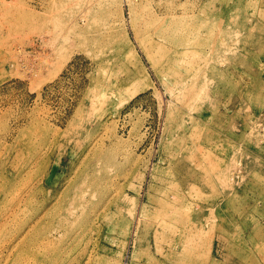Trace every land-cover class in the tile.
Segmentation results:
<instances>
[{
	"label": "rangeland",
	"instance_id": "1",
	"mask_svg": "<svg viewBox=\"0 0 264 264\" xmlns=\"http://www.w3.org/2000/svg\"><path fill=\"white\" fill-rule=\"evenodd\" d=\"M161 35L187 39L185 85L155 60ZM12 199L0 222L63 219L44 264L87 244L81 264H264V0H0V209Z\"/></svg>",
	"mask_w": 264,
	"mask_h": 264
},
{
	"label": "bare ground",
	"instance_id": "2",
	"mask_svg": "<svg viewBox=\"0 0 264 264\" xmlns=\"http://www.w3.org/2000/svg\"><path fill=\"white\" fill-rule=\"evenodd\" d=\"M160 38H161V40L155 43V47L157 48L155 60L157 63H159L161 65V71L163 72V74L169 75V76L175 77V78L179 77L180 80L176 81V85L182 84L184 82V79L187 77L186 74L184 73L185 65H186V59L188 57L187 39L184 35H173L171 37L166 36V35H161ZM171 45H173L175 48H172V47L170 48ZM184 85H185V82H184ZM101 139L102 138L96 139L95 146L99 145V142ZM189 149H191V148H189ZM189 152L190 151L188 150V153ZM59 177H60V174L53 171V172L48 173L46 175V181L48 184L58 183V185H59V183L61 182L59 180ZM85 188H84L83 192L80 190L82 193H84V194H82V196L80 198H78V197L74 198L75 202H73V206L75 205V206L87 207V208L90 207L89 204L92 203V199H88L87 195L91 196V192L89 193L88 192L89 190L86 191ZM81 189H83V188H81ZM88 189H91V188L89 187ZM58 191L60 192V190H58ZM93 196L96 197V192ZM174 197H176V196H174ZM107 198L108 197H104L103 200H107ZM8 204H10L11 206L9 208H7V210H5L6 209L5 208L4 209L5 212L3 209H0V215L1 216L2 215L6 216L7 215L6 213H8L9 211H11L10 213L13 215L20 208L19 206L21 205V203L19 201H17V199H12L11 201L8 202ZM109 205H110V201H107L105 203V205L102 207V209H103L102 212L106 211V213H107L108 209H109ZM19 210H21V208ZM39 212L40 211H38L37 209H34L33 211L30 212V215L28 216V218L26 219L25 222L16 223L15 225L12 223L14 225V227L12 226V224H8V222H6V221L0 222V235L6 229H10V232L12 233V231L14 229L16 231V229H18V227H19V229L16 231V235L14 236L16 239L19 238L18 242L15 245L14 244L12 245V241H11V243L5 242L6 246L8 248V249L6 248L7 251L12 249L11 251H9L11 254L8 256L10 257L11 255H14L13 259L8 258V256H7L8 259L5 258L7 260V262L5 261L6 264H9L10 260H11L12 264H44L45 263V257H44L45 256V249L49 245V243H51L55 240L57 235L60 233V230H62L61 227H63L64 224H63V219L60 218L58 220V226H53V221L50 219L47 220L45 218V215H47L48 212L41 213L42 215L39 214ZM102 212H100V213L95 212V214H93V215H91L90 213H85L84 214L85 219H87L86 223L90 222L91 219L96 218V216L100 215ZM130 212H131L132 217L134 218L135 209L134 208L131 209ZM7 217H6V219H7ZM107 220L110 221V220H112V218L108 217ZM17 221H15V222H17ZM19 221H21V220H19ZM138 221H139V217L137 216V218L134 222L138 223ZM7 225H10V228H8ZM120 225H121L120 226L121 229L122 228L124 229L125 225H126V229H127V231H129V225L127 223L122 224V222L120 221ZM25 226H28V228H27L28 230L26 231V234L23 236V235H21V230ZM89 226L91 227V225H89ZM89 226L86 227V229L81 230V233L83 234L85 230L91 229ZM11 236H13V235H11ZM85 236H87V233L85 234ZM15 238H13V239H15ZM87 242H89V241H87ZM89 247L90 246L88 244L83 247L84 252H82L80 257L78 258V260H77L78 264L82 263V260L84 258V254L85 253L87 254L88 251H90ZM0 255H2V254H0ZM4 257H6V255ZM107 262H108V259H107ZM2 264H3V262H2ZM110 264H114V263L112 262Z\"/></svg>",
	"mask_w": 264,
	"mask_h": 264
}]
</instances>
